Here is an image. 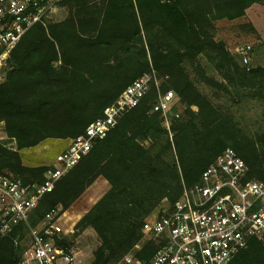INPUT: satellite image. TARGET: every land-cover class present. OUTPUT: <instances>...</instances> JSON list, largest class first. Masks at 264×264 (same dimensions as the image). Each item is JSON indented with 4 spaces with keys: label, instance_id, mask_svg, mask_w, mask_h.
I'll use <instances>...</instances> for the list:
<instances>
[{
    "label": "trees",
    "instance_id": "trees-1",
    "mask_svg": "<svg viewBox=\"0 0 264 264\" xmlns=\"http://www.w3.org/2000/svg\"><path fill=\"white\" fill-rule=\"evenodd\" d=\"M261 1L62 0L65 19L28 30L0 83V122L9 140L0 139L1 172L27 183L44 180L47 166L25 165L21 150L48 138L82 135L152 67L163 78L162 89H173L186 109L172 120L171 135L161 112L152 109L153 87L42 197L27 223L0 238V264H18L26 249L24 229L53 209L66 211L100 177L109 188L78 220L74 234L87 228L97 234L91 264H117L142 239L145 219L164 199L176 202L184 183L198 182L227 147L246 160L248 178L264 181V132L248 137L230 110L201 91L186 66L190 62L202 81L226 93L239 88L247 96L244 87H255L264 68L242 67L225 42L216 40L215 21L241 17ZM202 58L216 63L223 80L207 74ZM255 95L264 99L262 89ZM58 243L72 245L65 235ZM156 247L149 239L138 255L149 257ZM230 264H264V240L252 238Z\"/></svg>",
    "mask_w": 264,
    "mask_h": 264
},
{
    "label": "built area",
    "instance_id": "built-area-1",
    "mask_svg": "<svg viewBox=\"0 0 264 264\" xmlns=\"http://www.w3.org/2000/svg\"><path fill=\"white\" fill-rule=\"evenodd\" d=\"M61 1L0 0V83L6 78L11 54L23 36L36 24L47 22ZM238 51L250 70L252 45ZM162 84L163 78L153 67L136 78L101 117L91 121L85 132L56 156L47 166L44 180L27 183L0 171V238L18 224L28 222L42 197L153 87L157 89V99L152 109L161 112L172 135V120L181 117L186 105L173 89L163 90ZM248 170L246 160L236 149L225 148L198 182L184 183L176 202L166 203L153 217L145 219L144 237L135 246L136 252H127L120 264H230L252 238L264 240V181L248 178ZM64 213L61 208L53 209L34 226L32 243L18 264L83 263L89 252L78 243L67 248L58 243V239L76 231V222L69 227L62 222ZM87 234L97 240L96 245L99 243L94 229L87 228L82 236ZM145 239L153 240L157 247L143 258L138 252Z\"/></svg>",
    "mask_w": 264,
    "mask_h": 264
},
{
    "label": "rangeland",
    "instance_id": "rangeland-1",
    "mask_svg": "<svg viewBox=\"0 0 264 264\" xmlns=\"http://www.w3.org/2000/svg\"><path fill=\"white\" fill-rule=\"evenodd\" d=\"M67 15L68 9L65 6H61L59 3L55 12L49 18V21H61L65 19ZM214 36L216 40H222L225 42L228 50L235 55L242 67L246 66L241 61L238 50L247 44L252 45V51L250 53L251 68H256L257 66L264 68V0L251 5L246 10V14L241 17L232 20L227 18L216 20ZM201 61L203 63L202 66L206 69L207 74L210 77L217 80H223V77L219 73L215 62L213 63L208 61L206 58H202ZM186 66L191 77L195 80L201 91L209 96L213 101H215L216 104L227 110H230L235 116L238 125L248 137L257 139L259 134L264 132V99L260 95H255V92H257V90L261 91V89L264 93V73L257 77L258 81L255 87H244L248 91H242L246 92L247 96H240V94L237 93V89L239 88H232L229 93H226L219 88L202 81L190 62H187ZM185 109L186 108L184 107L182 113ZM0 137L4 138L6 142L9 141L4 132L3 122H0ZM73 139L75 138H48L36 146L21 150L20 153L22 156V161L28 166H49L55 160L56 156L69 146ZM12 144L14 143H11V145ZM108 188V181L103 177L98 178L65 211L62 218V222L65 224V226L69 227L74 222L77 223L81 212L85 211V209H89L108 190ZM168 202L169 201L167 199H164L157 209L149 215V217H153L158 212V210H160L162 206L164 207V205ZM27 228L28 229H24V235L22 236L23 244L26 246V249L32 243V229L34 226ZM74 234L75 233H71L68 235L72 243H78L82 249H84L86 252H89V255L82 264H91L93 259V250L96 247L95 245L97 240L90 234H87L83 237V232L77 236ZM143 237L144 235L142 238ZM141 240L139 242H141ZM147 240L149 239H145V241H143L144 245ZM135 252L136 251L134 247L130 253ZM122 258L117 264H120Z\"/></svg>",
    "mask_w": 264,
    "mask_h": 264
},
{
    "label": "crops",
    "instance_id": "crops-1",
    "mask_svg": "<svg viewBox=\"0 0 264 264\" xmlns=\"http://www.w3.org/2000/svg\"><path fill=\"white\" fill-rule=\"evenodd\" d=\"M88 209H85V211H83V212H81V214H80V218L83 216V214L87 211ZM79 218V219H80ZM78 221V220H77Z\"/></svg>",
    "mask_w": 264,
    "mask_h": 264
},
{
    "label": "water",
    "instance_id": "water-1",
    "mask_svg": "<svg viewBox=\"0 0 264 264\" xmlns=\"http://www.w3.org/2000/svg\"><path fill=\"white\" fill-rule=\"evenodd\" d=\"M14 147H15V144H12V145H11V148H14Z\"/></svg>",
    "mask_w": 264,
    "mask_h": 264
}]
</instances>
